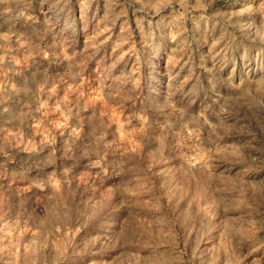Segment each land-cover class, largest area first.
Masks as SVG:
<instances>
[{
    "label": "rangeland",
    "instance_id": "374dc122",
    "mask_svg": "<svg viewBox=\"0 0 264 264\" xmlns=\"http://www.w3.org/2000/svg\"><path fill=\"white\" fill-rule=\"evenodd\" d=\"M0 264H264V0H0Z\"/></svg>",
    "mask_w": 264,
    "mask_h": 264
}]
</instances>
